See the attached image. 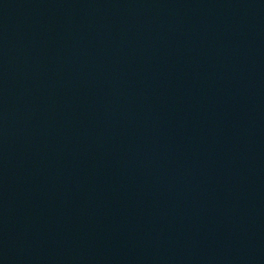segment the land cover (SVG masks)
Here are the masks:
<instances>
[{
	"label": "water",
	"instance_id": "1",
	"mask_svg": "<svg viewBox=\"0 0 264 264\" xmlns=\"http://www.w3.org/2000/svg\"><path fill=\"white\" fill-rule=\"evenodd\" d=\"M0 264H264V0H0Z\"/></svg>",
	"mask_w": 264,
	"mask_h": 264
}]
</instances>
